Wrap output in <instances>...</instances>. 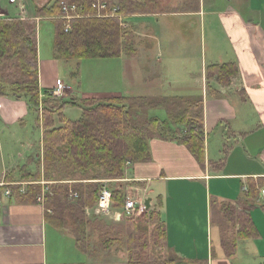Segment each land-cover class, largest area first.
Returning <instances> with one entry per match:
<instances>
[{"label":"crops","instance_id":"1","mask_svg":"<svg viewBox=\"0 0 264 264\" xmlns=\"http://www.w3.org/2000/svg\"><path fill=\"white\" fill-rule=\"evenodd\" d=\"M49 2L15 0L10 4L16 9L10 19L38 22L35 45L41 97L45 91L57 88L61 94L74 93L59 78L60 65L53 58V50L45 58L39 55L37 33L45 20L35 17V9ZM163 16L191 20L188 26L198 29L202 49L200 72L181 77L164 72L167 63H163L173 50L163 53L162 29L136 20L137 16L133 15L134 21L128 25L134 40L138 37L150 40L149 48L145 45L141 55L144 71L140 69L150 95L127 97L200 101L203 160L197 161L182 144L150 140V160L128 168L123 181L136 182L145 192H157L154 202L148 198L150 209L155 204L158 207L166 230V247L182 261L234 264L242 263V255L247 258L258 255L264 261V255L256 247L264 237V0H198L194 10L163 11L159 17ZM206 43L209 52L203 56ZM137 46L135 55L127 59L134 62L140 59ZM153 51H157L154 59L149 56ZM225 64L238 69L237 77L228 86L207 77L209 67ZM141 74L136 70L131 73L133 85L139 82ZM174 78L178 82L174 83ZM174 85L178 89L176 93L165 92ZM112 98L116 97L84 99ZM39 112L32 111L24 99L0 96V264H127L125 255L115 247L97 252L80 249L68 229L59 228L51 221V211L44 202L22 201L21 196L29 185H39L45 191L59 183L45 180L44 175L41 182L18 177L17 170L26 165L31 155V127L39 130L40 142L43 141ZM228 207L234 215L248 213L257 231V236L236 242L232 257L224 256L220 246L224 234L236 237L238 231V226L232 229L228 222L233 220L227 218ZM250 247L254 248L251 255Z\"/></svg>","mask_w":264,"mask_h":264},{"label":"trees","instance_id":"2","mask_svg":"<svg viewBox=\"0 0 264 264\" xmlns=\"http://www.w3.org/2000/svg\"><path fill=\"white\" fill-rule=\"evenodd\" d=\"M95 0H66L68 5L83 8L82 17L69 21V32H65V21L60 7L48 9V5L35 9L36 18H54L56 23L53 58L57 61H82L87 59H115L133 57L135 50L132 34L122 30L115 18L96 17L91 4ZM119 13L139 14V0H118ZM140 2V1H139ZM139 10V11H138ZM35 27L28 20L7 19L0 21V96L24 99L29 108L39 111L38 57L35 45ZM5 71L19 73L17 81L9 83ZM238 75L233 64L212 66L207 69V77L215 79L219 85L228 86ZM42 113L48 116L60 114L66 105L81 108L82 116L77 121L63 119L60 127L54 128L52 119L42 118L44 125V156L57 171V177L79 176L86 183L79 185L56 183L49 187L45 195V207L51 211V221L59 228H66L73 235L77 246L88 250L87 224L84 208L95 207L101 190L105 186L100 180L124 179L125 163L141 164L150 160L148 142L162 140L184 145L197 161L203 160L202 107L198 100L149 99L118 97L107 100L85 99L79 103L58 101L50 91H45ZM183 104L180 106L177 104ZM136 103L143 104L144 112L165 108L167 122L158 118L136 121L133 109ZM180 110L181 112H178ZM59 115V116H60ZM91 180V181H89ZM100 181V182H98ZM112 209L120 211L124 207L126 195L122 189L111 188ZM119 188L121 186H118ZM74 193L77 198H70ZM24 202H36L37 196L30 188L21 196ZM232 229L238 226L236 237L224 236L220 239L223 255L232 257L236 242L257 236L256 228L248 213L234 215L232 208L225 209ZM141 216V215H140ZM137 217H125L135 220ZM144 216V215H143ZM158 213L152 211L143 217L141 224L127 221L124 235L127 264H170V262H151L147 256V231L152 219ZM154 225L151 242L166 240L164 224ZM118 225H112L102 233L99 243L107 246L117 245L122 237ZM98 229V226H96ZM105 228L102 225L103 229ZM115 234V235H114ZM110 238V239H109ZM166 246V244H165ZM197 264H205L197 262Z\"/></svg>","mask_w":264,"mask_h":264},{"label":"rangeland","instance_id":"3","mask_svg":"<svg viewBox=\"0 0 264 264\" xmlns=\"http://www.w3.org/2000/svg\"><path fill=\"white\" fill-rule=\"evenodd\" d=\"M1 1H4V5H1ZM109 4L111 6H116L119 8L118 0H108ZM140 1V2H139ZM135 1V4L141 3L142 9L141 11L137 12L139 14H132V13H119V18H115L120 23V28L122 30L128 29L130 33L132 34V44L133 48L138 47L137 55L140 57L139 60L136 62L131 61L124 56H121L120 58L115 59H87L82 61H59V69L60 74L59 78L62 80V82L70 87L72 89L73 94L67 92L63 93L61 96H57L56 99L58 101H72L74 98H76V102H83L84 98H107V97H127L128 95L131 96H145V94L150 93L146 91L143 84V78L144 73L141 74V70L145 65L144 61L142 60L141 55H144V50L146 48L145 45H149L150 40L147 38H141L138 37L137 40H134L133 33L131 31V27L129 28V23L134 21L133 15L137 16L136 20H142L143 22H146L150 25H158L162 29V34L164 35L161 39L162 42V50L163 53L166 52L167 49H172L173 52L170 53V56L167 55V62L163 63L166 64V71L169 76H177L181 77L183 74L186 73H199L200 72V65L199 60L201 59V51L200 48V36L198 29H193L191 26H188L192 21L185 20V18L182 17H159L161 12L168 11V12H180V11H190L194 10L196 5L198 4V0H139ZM62 2H66V0H50L48 9H51L53 6L60 7V4ZM0 5L2 7V10L4 12H7L8 17L12 18L16 14V9L14 6H11L8 4L7 0H0ZM95 16H97V13L95 12ZM145 16V17H142ZM102 18H110V17H102ZM215 23H217L216 18ZM45 21H40V26L38 28V44H39V50H40V57L45 58L47 56H50L52 54L53 46H54V35H55V28L56 23L51 20L50 18H44ZM187 21V22H185ZM198 21V20H197ZM195 22V20H193ZM38 22L30 21V24L34 25L35 31L37 28ZM191 25V24H190ZM199 28V27H198ZM207 33V32H206ZM136 44V46H135ZM207 44V43H206ZM149 48V46L147 47ZM151 49H154L151 48ZM135 50V49H134ZM157 50V49H155ZM205 50L203 48V56L204 53L208 54L209 47L207 44V47L205 45ZM157 51L151 52V56L153 59L156 57ZM149 53V52H148ZM161 57V56H160ZM163 57V56H162ZM180 58V60L175 61L176 59ZM182 59L186 61H181ZM136 70L137 74L140 78L138 79L139 82H137L136 86L133 85L131 79V73H134ZM144 71V68L142 69ZM3 75L8 76L9 83H13L14 81H17L20 72L19 73H13L5 71ZM174 83L178 82L177 79L174 78ZM178 84V83H177ZM174 85L171 89L167 87V91L170 94L176 93L175 90H178L175 88ZM183 87V86H182ZM181 89H184L182 88ZM166 90V89H164ZM167 94V93H166ZM39 108L45 107L44 101L47 100L44 97L39 96ZM152 99H158V97L152 98ZM180 103V102H179ZM182 105L183 104H177ZM143 104L142 103H136L135 108L133 109V115L134 118H137L136 121L139 122V120L149 119V118H158L160 121L167 122V113L165 108H159L155 110H151L148 112H144L143 110ZM178 112H181L178 110ZM39 120L42 121V118L45 117L47 119H52L53 127H59L60 123H62L63 118L68 121H77L81 118L82 111L81 108L77 106L72 105H66L60 114L52 115L51 117L48 116V114H44L39 112ZM60 115V116H59ZM32 125L34 123V120L32 118ZM43 125V124H42ZM44 126V125H43ZM63 126V125H61ZM44 130V127H43ZM29 158L27 159L28 162H26V165L22 166L20 170H17L20 174L18 177H23L28 182H41L42 177L44 175L45 180L50 182H59V183H66V184H73V185H79L82 183H86L84 180H81L79 176L75 177H66L61 178L57 177L58 173L53 168L51 162H47L45 160V154H44V145L43 141L40 142V133L39 130L36 128L31 127V149L29 151ZM25 163V162H24ZM135 164L131 162H127L124 165L123 172H124V179H126L127 174L126 170L128 168L133 167ZM29 167V169H27ZM124 179H111L106 180L109 181L110 184H106L111 188H118L122 189L124 191L125 195L128 196L129 194L134 198H143L146 199L150 198L153 200L156 198L157 192L153 190V192H148V190L142 191L140 189V186L136 184V182H124ZM61 181V182H60ZM91 181V180H89ZM103 181V180H100ZM98 181V182H100ZM83 185V184H82ZM118 186H121L120 188ZM30 188L33 192H35L37 198L44 196V204H45V195L47 194L48 190L42 191L41 186L39 185H29L26 187V191ZM25 191V192H26ZM45 194V195H44ZM94 206L93 207H86L84 208L85 212V219L89 221V224H87V240L85 241V244L87 245L88 252H97L101 250V243H99V238L102 236V233L105 231H108L110 226L112 225H118V231H120L121 235L118 237H122L120 241H118L117 245H111L110 247H115L120 252H122L126 257V249H125V240L124 235L126 232V226L127 221H133L135 224H141V226L144 225L142 222L143 217H148L149 213L154 211L155 213H158L156 208V204L151 208L150 210L146 211L145 214L141 215L140 218L135 220H126L125 216L121 215L120 221L117 222L113 219V213L118 212L121 213V211L113 210L110 211L109 215H111V218L105 215H96L94 214ZM112 219V220H111ZM158 223H161L160 215L158 214V218L152 219V225H148V237H147V256L149 257V260L151 262H170V264H189L181 259H179L177 256H175L166 246L163 240H160L159 242H151L150 236L153 234L154 225H159ZM102 225L105 227L103 229ZM98 226V229L96 228ZM109 228V229H108ZM115 235V234H114ZM264 236V235H263ZM110 239V238H109ZM108 243L102 245L107 246ZM109 246V245H108ZM108 247V248H110ZM260 249L261 254L264 255V237L263 240L257 244V246ZM105 248V249H108ZM251 248L250 255L253 254L254 248ZM249 249V247H248ZM243 259H241L240 262L236 261L234 264H263L264 261H261L262 259L260 257L254 258L250 257L247 258L242 255ZM94 257V256H92ZM264 259V258H263ZM197 264V263H195Z\"/></svg>","mask_w":264,"mask_h":264},{"label":"built area","instance_id":"4","mask_svg":"<svg viewBox=\"0 0 264 264\" xmlns=\"http://www.w3.org/2000/svg\"><path fill=\"white\" fill-rule=\"evenodd\" d=\"M10 4H14L15 0H9ZM91 9L94 10L97 13L96 17H110V18H119V8L116 6H111L109 4L108 0H95L91 4ZM60 10L62 13V16L60 19L64 20V30L65 32H69V21L72 19H78L82 17V11L83 8L79 7L77 5H68L65 2H62L60 4ZM9 19L7 12H4L2 10V7L0 5V21ZM54 19V18H50ZM51 95L57 97L61 96L62 92L59 88L53 90L50 92ZM43 97V96H42ZM41 110V107L40 109ZM107 182L104 181V187L100 192L98 203L94 208V214L96 215H105L111 218V215H109L110 211H112V202H111V191L107 187ZM6 195H9V192L5 193ZM45 195V194H44ZM263 202H264V192H262ZM70 198H77V195L74 193L70 194ZM37 202L43 203L44 202V196L37 198ZM121 213L114 212L113 213V219L114 221L117 220V218H120L121 215L125 217H137L140 215H143L146 213L145 208V199L143 198H134L132 196H126L124 207L122 210H120Z\"/></svg>","mask_w":264,"mask_h":264},{"label":"water","instance_id":"5","mask_svg":"<svg viewBox=\"0 0 264 264\" xmlns=\"http://www.w3.org/2000/svg\"><path fill=\"white\" fill-rule=\"evenodd\" d=\"M145 208L147 211L150 209V199L145 200Z\"/></svg>","mask_w":264,"mask_h":264}]
</instances>
